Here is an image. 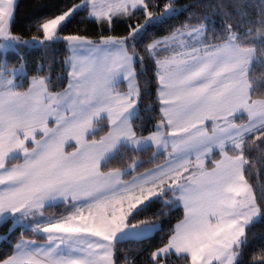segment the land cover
<instances>
[{"label":"snow or ice","instance_id":"1","mask_svg":"<svg viewBox=\"0 0 264 264\" xmlns=\"http://www.w3.org/2000/svg\"><path fill=\"white\" fill-rule=\"evenodd\" d=\"M69 3L38 20L42 36L29 40L11 31L15 0H0V228L11 221L0 243L21 229L0 264H115L120 244L157 232L142 264H245L248 230L264 219V180L246 178L264 172V79L252 76L264 65V0ZM80 12L97 33L62 35ZM138 13L143 20L127 23L126 34H104ZM57 44L63 59L37 61L29 79L23 49L51 53ZM9 53L19 66L9 67ZM146 61L155 65L151 103L140 79ZM56 63L55 79L66 73L67 85L53 91ZM123 251L124 264H136L130 254L146 249ZM247 264H264V247Z\"/></svg>","mask_w":264,"mask_h":264},{"label":"trees","instance_id":"2","mask_svg":"<svg viewBox=\"0 0 264 264\" xmlns=\"http://www.w3.org/2000/svg\"><path fill=\"white\" fill-rule=\"evenodd\" d=\"M166 2V0H160V7H163V3ZM178 5H187V4H204L208 3L209 0H177ZM250 3H259L260 0H249ZM70 3H79V0H70ZM70 3L68 6H70ZM65 4V0H16L15 1V8H14V20L11 25V31L15 35H20L22 38H31L34 35H40L42 36V32H37L36 30V22L38 20H41L42 18L46 16H53L54 14H58V10L60 6H63ZM159 10V9H157ZM190 11H195V9H191ZM207 9L200 8L199 12L204 13ZM247 13H249V18H254L255 16V9L254 8H247ZM86 15L85 12H80L72 24H69L64 31L61 33L63 34H69V33H75L76 29L79 27L81 29L86 28L87 31H81L79 34L86 35V36H92L97 33V25L94 23H89L87 21L81 22L80 18L81 16ZM139 17V20L134 21H124L123 23L117 22L114 25V30L112 32H105V35H113V36H122L126 34V24L127 23H135L143 20V16L141 13L137 14ZM188 16V12H184L182 15H180L178 18L173 17L168 21L167 24L158 26L155 28V34L157 36H162L165 34L166 30L171 26L178 24L180 21L185 20V18ZM212 19L215 20L217 28H219L221 24V18L216 15L212 16ZM139 47V45H138ZM24 55L28 61V68H27V77L30 79L33 75L36 74L35 68H36V62L41 60L49 59L51 55H54L57 59H63L65 53L64 45L63 44H57L54 46V50L49 53L46 52L43 49L40 48H27L25 47L23 49ZM8 64L9 67L12 65L19 66V62L16 58L15 53H9L8 56ZM139 68L140 66L137 65ZM154 70L155 65L151 61H146L145 69L141 72V83H143L144 79H147L149 81L147 85V90L144 92V98L145 103H151L153 98L156 95V79L154 77ZM61 73V65L59 63L55 64L54 71L52 73L53 76V83L55 84V87L52 89L53 91H58L61 88L66 86L67 78L66 73L64 74L63 80H56L55 77ZM252 76L255 80L264 79V65H258L256 68L253 69ZM123 85V84H122ZM121 85V88L124 89ZM28 84L27 81L24 82V87L27 88ZM144 105H141V108L143 109ZM144 113L141 112V115ZM158 117V108L153 113ZM156 123L155 119H150L148 121L149 128L147 130H151V125H154ZM147 130L145 134H147ZM102 134V133H101ZM150 153H142V156L146 159ZM218 157V155H217ZM216 157V158H217ZM131 161H129L130 163ZM151 165L148 163H144L143 167L140 169L141 171L143 168L150 167ZM209 166H211L209 164ZM246 178L249 179L250 183H256L257 180H264V172H258L255 175L247 176ZM161 205L159 202L155 203L151 208H149L146 212L141 213V215L138 217L139 219H143L146 215H151L152 212L156 211L158 208H160ZM183 216V209L179 208L175 211H172L171 214L164 219L163 226L164 231L166 232L168 228H170L173 224L176 223V221ZM11 224V221H8V223H5L2 228H0V233L5 232L9 225ZM21 229L17 228L16 231H14L11 236L8 237L7 243H0V258H3L5 255H10L12 252L11 245H14L19 238V233ZM164 235L162 232H157L154 234L152 239L145 240L141 244H129V243H122L119 245V249L121 251L116 252L114 256L115 264H124V251L127 250L130 247L131 248H140V249H146V251H141L138 255L136 254H130L135 255V261L136 264H142V262L145 260L147 254L152 249L149 248V245H152L153 247L156 246L157 242L161 239V237ZM25 237H31L30 235H26ZM261 247H264V219L260 220L258 223L253 225L248 230V244L245 249L246 256H245V264H247V261L251 259L253 253L257 252ZM170 260L173 262V264H188L187 261L177 259L176 257H171Z\"/></svg>","mask_w":264,"mask_h":264},{"label":"crops","instance_id":"3","mask_svg":"<svg viewBox=\"0 0 264 264\" xmlns=\"http://www.w3.org/2000/svg\"><path fill=\"white\" fill-rule=\"evenodd\" d=\"M16 1V0H15ZM123 84V83H122ZM121 84V85H122ZM66 85H67V83H66ZM122 87L124 88V90H126V84H123L122 85ZM244 119H246V115H245V117H244ZM72 150V148H68V151H71ZM217 158H219V157H217ZM209 167H211V166H209ZM26 239H28V238H31V237H25Z\"/></svg>","mask_w":264,"mask_h":264},{"label":"rangeland","instance_id":"4","mask_svg":"<svg viewBox=\"0 0 264 264\" xmlns=\"http://www.w3.org/2000/svg\"><path fill=\"white\" fill-rule=\"evenodd\" d=\"M25 39H29L30 40L31 38H25Z\"/></svg>","mask_w":264,"mask_h":264}]
</instances>
